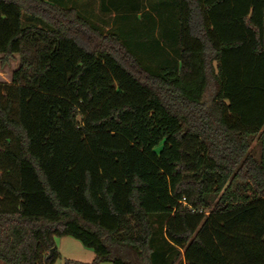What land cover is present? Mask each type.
Segmentation results:
<instances>
[{"label":"trees","instance_id":"16d2710c","mask_svg":"<svg viewBox=\"0 0 264 264\" xmlns=\"http://www.w3.org/2000/svg\"><path fill=\"white\" fill-rule=\"evenodd\" d=\"M154 10L145 50L66 0H0V264L66 236L90 264H264V0Z\"/></svg>","mask_w":264,"mask_h":264},{"label":"rangeland","instance_id":"374dc122","mask_svg":"<svg viewBox=\"0 0 264 264\" xmlns=\"http://www.w3.org/2000/svg\"><path fill=\"white\" fill-rule=\"evenodd\" d=\"M68 5L76 7L79 12L85 16L90 23L96 26L103 34L117 33L122 39L135 47L137 42L145 41V50L150 41V37L154 34L159 36L158 28L153 32V22H156L157 13L154 10L155 6L160 0H117L120 4L138 3L140 12L116 11L106 3L109 11L102 9V0H66ZM123 5V4H122ZM154 7V8H153ZM150 13V16H145ZM158 19V18H157ZM159 20V19H158ZM24 23H29L27 16H24ZM139 59L144 65H148L152 70L158 69L160 63H164L167 57L164 54L139 53ZM19 57L11 60L9 65L0 66V82H11L12 73L18 67ZM209 103V98L206 100ZM258 151V150H257ZM57 250L59 256L56 258L54 264H90L95 254L92 249L87 248L84 244L72 237L66 236L59 238ZM100 264H112L110 262H103Z\"/></svg>","mask_w":264,"mask_h":264},{"label":"water","instance_id":"95a60500","mask_svg":"<svg viewBox=\"0 0 264 264\" xmlns=\"http://www.w3.org/2000/svg\"><path fill=\"white\" fill-rule=\"evenodd\" d=\"M54 252H55V249H52V250L50 251V253L48 254L47 258H48V259L51 258V257L53 256Z\"/></svg>","mask_w":264,"mask_h":264},{"label":"crops","instance_id":"0c3cea01","mask_svg":"<svg viewBox=\"0 0 264 264\" xmlns=\"http://www.w3.org/2000/svg\"><path fill=\"white\" fill-rule=\"evenodd\" d=\"M59 238H63V237H58V238H56V244H58L57 242H58Z\"/></svg>","mask_w":264,"mask_h":264}]
</instances>
